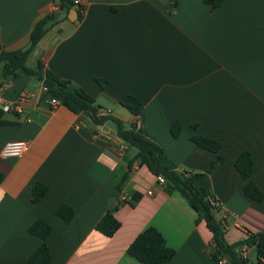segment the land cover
<instances>
[{
  "label": "crops",
  "instance_id": "obj_1",
  "mask_svg": "<svg viewBox=\"0 0 264 264\" xmlns=\"http://www.w3.org/2000/svg\"><path fill=\"white\" fill-rule=\"evenodd\" d=\"M82 1L80 12L60 9L57 0H0V52L25 49L36 24L53 14L27 65L42 61L102 112L125 126L136 121L178 173H206L217 158L193 136L219 142L224 162L195 185L218 202L229 244L262 232L264 200L246 196L235 162L243 152L252 155L251 180L264 194V0H223L215 10L204 0H176L173 12L165 0ZM24 93L36 98L22 113L3 111ZM126 95L142 102L139 116L121 106ZM49 98L40 78L0 72V264H26L35 253L41 241L28 229L36 220L52 227L50 264H141L127 250L149 228L175 250L168 264H217L212 233L180 192L159 185L136 161L118 190L137 150L111 131L94 133L83 115ZM176 123L181 132L174 138ZM18 140L29 143L26 153L2 158L3 147ZM37 184L48 192L34 204ZM134 194L140 199L130 205ZM118 199L121 226L108 238L95 226ZM62 206L75 212L70 223L57 215ZM256 251L249 247L250 263Z\"/></svg>",
  "mask_w": 264,
  "mask_h": 264
},
{
  "label": "trees",
  "instance_id": "obj_2",
  "mask_svg": "<svg viewBox=\"0 0 264 264\" xmlns=\"http://www.w3.org/2000/svg\"><path fill=\"white\" fill-rule=\"evenodd\" d=\"M60 9L68 10L73 7L71 0H57ZM213 10L217 9L223 0H204ZM166 6L170 12L177 7L176 0H165ZM55 19L53 14L47 16L38 22L32 32L29 45L22 50L14 52H0V72L6 79H15L21 76L40 78L48 95L55 97L60 105L66 107L75 114H80L90 118L100 126H105L108 122L116 124V137H119L125 145L135 148L137 154L134 161L128 165L127 172L120 178L117 188L122 190L128 180L132 170V165L136 161L139 167H146L156 178L163 176L170 186L180 192L187 200L188 204L196 211L199 220L205 221L208 229L212 233V258L216 263L225 259L226 264H255L250 263L247 258H243L240 249L246 245L256 247V263L264 260V230L257 234L247 233L246 237L237 244H229L225 238V228L222 220L218 218V208L211 205L210 200H215L211 194L203 188L195 185L197 181L206 177L217 169L223 162L224 158L220 156L221 145L219 142L201 136H193L192 142L196 146L217 154L210 170L202 174H192L189 172L178 173L176 165L167 156L163 148L156 144L136 121L129 126L112 118L110 115L100 116V108L96 105L95 99L87 94L80 87L69 80H64L53 74L42 61H37L36 66L31 68L27 65L28 58L36 45L44 38L49 30V23ZM102 87L106 82L97 80ZM121 106L128 110L135 117L143 111L142 102L133 95H126L120 102ZM98 133L99 130H93ZM181 128L179 124H173L171 133L174 138L180 135ZM235 167L242 179L246 181L244 193L255 202L264 200L263 192L251 180L254 170V161L249 152H243L235 162ZM4 179L3 173L0 172V184ZM48 188L43 184H37L32 191V202L39 203L47 194ZM140 199L138 194L133 195L134 205ZM111 205L104 216L96 224L95 230L105 237H113L120 229V222L115 217L117 207ZM57 215L65 222L70 223L75 216V212L69 206H62ZM28 232L39 238L40 246L30 257L26 264H50L52 256L46 244L47 238L52 233V227L42 221L36 220L28 229ZM127 253L141 264H168L175 256V250L167 246L165 239L155 228H149L139 234L129 246Z\"/></svg>",
  "mask_w": 264,
  "mask_h": 264
},
{
  "label": "built area",
  "instance_id": "obj_3",
  "mask_svg": "<svg viewBox=\"0 0 264 264\" xmlns=\"http://www.w3.org/2000/svg\"><path fill=\"white\" fill-rule=\"evenodd\" d=\"M71 1L78 11H80V12L83 11V9H84L83 5L84 4H83L82 0H71ZM52 10H53V12H56L58 10V8L53 7ZM45 90H46V88H45ZM31 98H36V95L33 93L21 94L16 101L12 102L11 104L4 105L3 111L4 112L22 113L23 105L25 103H27ZM49 100H50V104L54 107H57L60 105V102L55 97L50 96ZM99 115L105 116V115H109V113H105V112L101 111L99 113ZM28 147H29V143L27 141H24V140L10 141L3 147L2 151H1V157L4 159H19L26 153V151L28 150ZM156 181L159 185H166L167 184V180L163 176H158L156 178ZM210 203L215 208H218V206H219L218 202L215 200L211 199ZM248 250H249V247L246 245H244L240 249V254L243 258H247V251ZM226 263H227V261L225 259H223L217 264H226ZM255 264H264V260H262V262H260V263L255 262Z\"/></svg>",
  "mask_w": 264,
  "mask_h": 264
},
{
  "label": "water",
  "instance_id": "obj_4",
  "mask_svg": "<svg viewBox=\"0 0 264 264\" xmlns=\"http://www.w3.org/2000/svg\"><path fill=\"white\" fill-rule=\"evenodd\" d=\"M84 119L86 120L88 126L91 127L92 130H106V131H111V133L113 135H115L116 137V126L113 124V122H108L105 126H100L97 123L93 122L90 118L83 116ZM116 139L121 142L124 143L119 137H116ZM121 199V198H120ZM120 199H118L112 206V208H115L119 205Z\"/></svg>",
  "mask_w": 264,
  "mask_h": 264
}]
</instances>
